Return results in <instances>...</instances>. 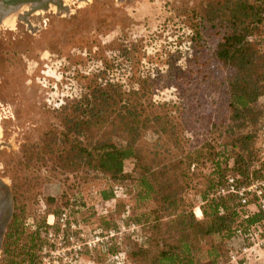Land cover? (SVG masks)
<instances>
[{"label":"rangeland","instance_id":"obj_1","mask_svg":"<svg viewBox=\"0 0 264 264\" xmlns=\"http://www.w3.org/2000/svg\"><path fill=\"white\" fill-rule=\"evenodd\" d=\"M210 1L64 0L65 11L59 12L52 5L50 12L41 10L30 16L29 23L13 15L8 19L15 21L14 26H9L8 20L0 26V178L13 193L14 218L20 217L26 235L44 223L40 232L42 245L34 264H48L49 260L44 259H49L50 243L45 235L50 229L59 231L58 218L63 213L68 214L70 222L83 227L78 232L85 234L83 242L102 238L95 247L84 248L78 264H120L123 256L110 252V247L119 251L128 246L131 242L128 235L135 237L137 243H144L150 231L135 220L148 210L135 208L132 187H124L128 195L120 196V202L102 201L98 194L108 188L104 181L64 174L52 159L54 155L46 147L47 141L60 127L63 108L80 99L88 87L118 80L122 81L123 90H137L138 77L149 72L162 79L150 98L156 104L174 105L169 109L177 133L186 135L185 141L190 138L194 141L198 136L202 139L206 135L208 113L217 115L214 105L217 97L203 98L198 81L186 92L185 86L170 82L169 78L181 76L183 66L192 56L194 25H200L201 45L212 53L217 38L209 36V24L197 16ZM122 48L131 49L133 59H123L117 52ZM132 75L135 80L130 83ZM261 102L264 103V97ZM181 103L188 108L182 110ZM155 109L160 113L158 106ZM155 140L149 131L142 141L144 156L149 161L153 159ZM182 144L189 146L186 142ZM177 146L170 145L161 154L164 164H177L184 157L182 147ZM258 147L259 157L264 159V149L260 144ZM195 170L196 179L193 177V184L187 187L185 199L193 203L195 216L202 219L198 192L206 187L209 166ZM50 198L56 202L47 205ZM240 204L250 213L262 211L252 191L247 195V203L240 201ZM50 216H54L53 226L47 224ZM50 221L53 222V217ZM104 223L109 226L105 228ZM133 226L138 229L132 231ZM261 231L264 237V225ZM8 233L9 229L0 250V264L4 261ZM233 240L226 245L220 264L229 262L231 254L238 255L239 264H264V244L243 255L242 248L249 247L251 241L240 236ZM24 244L25 240H21L16 246L22 249Z\"/></svg>","mask_w":264,"mask_h":264},{"label":"trees","instance_id":"obj_2","mask_svg":"<svg viewBox=\"0 0 264 264\" xmlns=\"http://www.w3.org/2000/svg\"><path fill=\"white\" fill-rule=\"evenodd\" d=\"M194 16L209 24V36L217 38V43L208 52L201 45L200 25H194L192 56L183 74L169 81L181 83L186 92L198 81L203 98L217 97V115L208 113L202 139L185 141L186 135L177 133L169 109L174 105L156 104L150 98L162 79L149 72L138 77L137 90H123L118 80L88 87L80 99L63 108L60 127L47 141L52 159L64 174L104 181L108 188L99 191L102 201L120 202L119 198L128 195L124 187H132L135 208L148 210L134 219L150 231L143 244L128 235V246L119 251L110 247V252L123 256L120 264H220L226 245L239 232L249 240L250 233L264 225V213L245 211L237 195L216 196L230 177L242 187L264 178V159L258 147L264 122V0H212ZM117 52L125 60L133 59L131 49ZM134 80L132 75L128 81ZM181 106L188 108L185 103ZM149 131L156 137L150 161L142 149ZM216 132L220 133L215 136ZM170 145L182 147L184 157L177 164H164L160 159ZM208 166L206 187L198 192L202 212L198 219L195 206L185 197L195 169ZM41 225L26 235L20 217L13 219L3 264L37 261ZM21 240H25L24 248L18 249Z\"/></svg>","mask_w":264,"mask_h":264},{"label":"built area","instance_id":"obj_3","mask_svg":"<svg viewBox=\"0 0 264 264\" xmlns=\"http://www.w3.org/2000/svg\"><path fill=\"white\" fill-rule=\"evenodd\" d=\"M260 146H262L264 149V122L260 127ZM243 187L244 188L238 186L235 182V179L230 177L227 183L216 191V196L222 197L234 194L239 197L243 204H246L247 195L252 191L258 198L261 204L262 212L264 213V188H262L264 187V181H256L249 186ZM51 217H53V222L50 221ZM58 221L59 231L57 232L56 229H50L45 235L50 243V248L48 249V254H50L49 259H44V261L49 260L48 264H78V262L81 260V255L84 251V248L88 246L91 249L95 247L100 240H102V238L96 237L86 243L83 242V239L86 238L85 234L78 233L79 231L83 230V227L79 224L77 225L76 223L70 222L67 213H63L58 218ZM47 224L50 226L55 224L54 216L49 217ZM136 229H138V227H131L132 231ZM113 236L114 234L111 233V237ZM239 236L244 238V235H242L241 232H239ZM249 236L251 245L249 247L245 246L242 248L243 255L249 254L253 248H260L264 244V237H262L261 230H258L254 234L250 233ZM115 259L121 260L119 257H115ZM230 259L231 260L229 262L231 264H239L238 255L231 254Z\"/></svg>","mask_w":264,"mask_h":264},{"label":"flooded vegetation","instance_id":"obj_4","mask_svg":"<svg viewBox=\"0 0 264 264\" xmlns=\"http://www.w3.org/2000/svg\"><path fill=\"white\" fill-rule=\"evenodd\" d=\"M28 1V0H26ZM4 0H0V26L11 16H18L20 21H28V18L34 15L37 11L33 12L32 5L24 3L16 9L11 8L9 11H3ZM65 10H67L66 4L63 2ZM52 10L49 9L48 12ZM15 201L14 196L9 187L0 178V245L2 249L4 240L6 238L7 231L14 219ZM8 222V223H7ZM6 227L4 228L5 224Z\"/></svg>","mask_w":264,"mask_h":264},{"label":"water","instance_id":"obj_5","mask_svg":"<svg viewBox=\"0 0 264 264\" xmlns=\"http://www.w3.org/2000/svg\"><path fill=\"white\" fill-rule=\"evenodd\" d=\"M40 2V0H31V1H26V0H4V5H3V11H9L11 8L16 9L19 6L23 5L24 3H31V2ZM78 1H83V0H78ZM52 4L56 5L58 7L59 11H63V9H65L64 5H63V0H51ZM33 12L37 11V10H44V12H48L49 11V2H46L44 5H41L40 7H38L36 9V7L33 6ZM27 23H29L27 21ZM8 223V222H7ZM7 223L5 224L4 228L6 227ZM1 248V245H0Z\"/></svg>","mask_w":264,"mask_h":264},{"label":"bare ground","instance_id":"obj_6","mask_svg":"<svg viewBox=\"0 0 264 264\" xmlns=\"http://www.w3.org/2000/svg\"><path fill=\"white\" fill-rule=\"evenodd\" d=\"M29 1H31V0H29ZM54 1H56V0H54ZM46 2H49V9L51 8V6L53 5V6H55V7H57L56 5H54V4H52V3H50L51 2V0H40V2H31L30 4L32 5V7L34 6V7H36V9L38 8V7H40L41 5H44ZM63 2H64V0H63ZM28 5H30L29 3H27ZM57 9H58V7H57ZM37 11H41V10H37ZM42 11H44V10H42ZM63 11H65V9H63ZM60 12V11H59ZM8 20V25L10 26H14L15 24V21H11L10 19H7ZM6 23V24H7ZM200 211V210H199Z\"/></svg>","mask_w":264,"mask_h":264},{"label":"crops","instance_id":"obj_7","mask_svg":"<svg viewBox=\"0 0 264 264\" xmlns=\"http://www.w3.org/2000/svg\"><path fill=\"white\" fill-rule=\"evenodd\" d=\"M198 210H200V208H199ZM200 211H201V210H200ZM233 242H236V240H233Z\"/></svg>","mask_w":264,"mask_h":264}]
</instances>
